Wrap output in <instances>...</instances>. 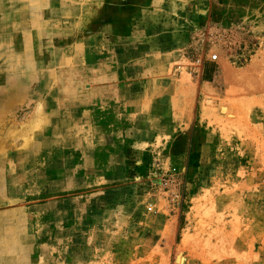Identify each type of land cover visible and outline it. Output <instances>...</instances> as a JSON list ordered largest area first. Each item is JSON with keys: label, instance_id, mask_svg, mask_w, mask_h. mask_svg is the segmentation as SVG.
Instances as JSON below:
<instances>
[{"label": "rangeland", "instance_id": "obj_1", "mask_svg": "<svg viewBox=\"0 0 264 264\" xmlns=\"http://www.w3.org/2000/svg\"><path fill=\"white\" fill-rule=\"evenodd\" d=\"M7 213L21 264H264V0H0Z\"/></svg>", "mask_w": 264, "mask_h": 264}, {"label": "crops", "instance_id": "obj_2", "mask_svg": "<svg viewBox=\"0 0 264 264\" xmlns=\"http://www.w3.org/2000/svg\"><path fill=\"white\" fill-rule=\"evenodd\" d=\"M150 14H156L158 11L149 10ZM166 17L170 18L174 16L172 11H166ZM158 15V14H156ZM175 15H177L175 13ZM179 15V14H178ZM182 31H179L180 39L183 36ZM132 43L124 44V64L132 67L134 64L141 63L142 58L147 54L143 47H127ZM180 47V46H179ZM139 50V53H137ZM131 51V53H130ZM115 61V56H114ZM120 62L121 59L116 60ZM21 236L18 231V226L15 217L13 218L11 213H7V216L0 217V264H21L20 262V250H21Z\"/></svg>", "mask_w": 264, "mask_h": 264}, {"label": "built area", "instance_id": "obj_3", "mask_svg": "<svg viewBox=\"0 0 264 264\" xmlns=\"http://www.w3.org/2000/svg\"><path fill=\"white\" fill-rule=\"evenodd\" d=\"M217 57H218L217 54H214V55L212 56L213 59H217Z\"/></svg>", "mask_w": 264, "mask_h": 264}, {"label": "bare ground", "instance_id": "obj_4", "mask_svg": "<svg viewBox=\"0 0 264 264\" xmlns=\"http://www.w3.org/2000/svg\"><path fill=\"white\" fill-rule=\"evenodd\" d=\"M226 113V112H225Z\"/></svg>", "mask_w": 264, "mask_h": 264}]
</instances>
